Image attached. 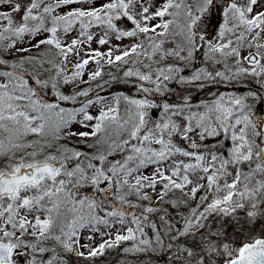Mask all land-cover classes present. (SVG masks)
<instances>
[{
	"label": "snow or ice",
	"instance_id": "1",
	"mask_svg": "<svg viewBox=\"0 0 264 264\" xmlns=\"http://www.w3.org/2000/svg\"><path fill=\"white\" fill-rule=\"evenodd\" d=\"M217 2L196 0L193 8L187 0H164L159 7L153 0H102L99 4L97 0H0V5L8 9L0 10V66L6 69L0 70V264H67V256H101L125 241L133 242L124 249L126 254L156 252L162 240L159 228L149 217L158 210L148 206L139 215L129 213L126 208L139 207L129 198L151 203L146 191L151 189L159 201H164L169 192H184L186 188L185 196L192 199L201 189L203 195L197 208L183 218V227L177 229L173 239L200 233L201 243L195 251L177 246L170 260L179 264H264V238L254 236L233 246L223 223L227 218L229 223L239 225L240 212L248 224L264 219V143L256 140H264V132L257 130L264 121L257 122L245 98L220 96L197 112L185 111L189 107L187 99L177 105L164 103L162 119L151 127L148 110L159 105L147 98L115 97L98 116L87 111L92 100L71 111L59 103L88 95V90L64 95L59 87L61 82L70 84L81 78L90 60L97 63V70L89 79L101 76L97 58L113 64L128 63V58L135 57L146 71L129 69L124 76L139 80L137 87L145 94L163 93L162 83L178 77L181 68L178 63L162 62L168 58L191 62L198 42L205 40L196 28ZM257 5L258 0H224L223 23L215 41H207L208 60L216 62L219 54L232 58L234 67L225 63V71L214 74L200 69L191 80L179 77L180 81L251 76L264 88V11L254 12ZM64 8L68 10L61 13ZM124 22L131 27H121ZM93 28L102 30L100 45L107 44L113 35L117 40L137 39L114 57L111 49L104 54L86 53L88 58L75 65L73 74L65 75L69 55H79L80 47L91 43ZM73 30L78 31L77 37L66 43L63 37ZM38 35L45 38L32 48L47 46V52L16 61L4 58L3 54L13 50L30 53L31 48L17 44ZM168 43L174 46L166 48ZM244 47L256 51L242 56ZM245 63L248 67L242 66ZM226 71L232 75H226ZM144 82L155 88H145ZM49 88L55 94V103L43 99ZM121 99L127 104L124 117L120 116ZM81 115L80 123L91 127V132L69 135L83 138L103 132L107 136L115 129V136L121 132L127 136L104 141L107 148L94 153L59 144L63 130ZM93 120V125L85 123ZM221 134L231 137L227 158L217 152L199 151L206 147L203 141ZM28 136L38 140L29 142ZM116 151L126 152L122 160L109 159ZM149 165L155 166L154 171L144 175L142 169ZM157 185L161 186L159 192L155 191ZM85 188H90L91 194H81ZM201 206L203 211L199 210ZM209 217L219 218V229L210 228ZM146 222L155 230V245L145 232ZM117 225L120 227L112 238L111 229ZM171 228L169 225V231ZM84 231L89 233L88 240L97 233L110 238L93 247L81 243ZM172 247L167 246L169 251Z\"/></svg>",
	"mask_w": 264,
	"mask_h": 264
},
{
	"label": "rangeland",
	"instance_id": "2",
	"mask_svg": "<svg viewBox=\"0 0 264 264\" xmlns=\"http://www.w3.org/2000/svg\"><path fill=\"white\" fill-rule=\"evenodd\" d=\"M26 2V0H25ZM102 2V0H97V4ZM164 0H153V4L156 7H159L160 4H162ZM188 3L192 4L193 8L195 7L196 0H187ZM224 0H218L217 6L214 8H211L210 11L205 14L201 22H199L198 27L196 28V31L200 34H202L205 37L204 41L198 42V50L194 53V56L191 60V62L187 61H179L177 62L175 58H168L167 60L163 61V64H173L178 63L179 67L181 68V71L179 73L178 77L173 78L170 81H166L162 83V88L164 89L163 93L155 92L153 91L150 95L145 94L142 92V95L139 97H132L127 95H119L116 92L110 90L108 87L109 85L114 81H131L135 82L137 85L141 84L139 80H137L135 77L132 78H126L124 76V73L128 71L129 69H139L141 71H146L143 68V65L141 63L135 62V57L128 58V63H113L109 64L107 63L106 59L97 58L100 63V70L103 69L101 72V76L97 77L95 80H90L89 76L92 72L97 70V63L95 61L90 60V62L85 66L83 70V75L81 78H78L76 81L70 84H63L61 82L59 91L64 95H74L77 92L88 90L87 96H77L76 100L69 101V102H63L60 101V106L65 108L66 110H75L81 107L84 103H86L88 100H92L93 103L88 107L87 111L92 116H98L102 107H107L108 105L112 104L114 102L115 97H130L135 99H144L147 98L151 100L153 103L159 105L158 107L151 108L148 110V116L147 119L149 121L148 126L151 127L154 123L157 121H160L163 117V108L162 105L164 103H168L170 105H177L181 104L184 99H187L189 102V107L185 109V111H203V106L206 104H211L214 100L218 99L220 96L225 97H243L245 98V103L247 105L251 106V111L253 113V116L257 118V122L260 123L261 121H264V88L260 87V84L256 81L254 77L251 76H240V77H233L231 80H223L220 78H217L216 80H211L208 78H204L200 81H193L190 83L187 82H181L179 77H184L186 80H191V77L194 75V73L197 70L203 69L206 72L209 73H215L217 71H225V63L230 67H234V61L232 58H224L221 57L219 54H216V62L208 60L206 53L208 51L207 47V41H215L218 30L223 23V16L221 13V9L223 7ZM69 7H79V5H71ZM87 7V5H85ZM0 10H8L7 6L0 5ZM68 8L60 9L59 11L63 13L64 11H67ZM255 11H264V0H258V5L255 7ZM17 19L19 17L17 16ZM165 19H171V17H165ZM157 21H152V23H156ZM121 27L123 28H130L131 25L127 22H124L121 24ZM91 31L94 34V39L91 41L90 44L86 43L80 47V53L79 55L76 54H70L68 57V60L66 61L65 65V75L71 76L73 72L76 70L75 65L79 62H81L83 59L88 58L85 54L86 53H92L94 51H99L100 53L104 54L109 51V49L112 50L113 57L116 55H120L127 47H129L132 43L136 41L137 38H123L121 40H117L115 36H111L109 38V42L105 45H100L98 43V40L100 36L102 35V30L98 28H93ZM46 35V34H45ZM45 35H38L34 38H25L24 43L17 44V47H24V48H32V45L35 44L38 40L44 39ZM78 35L77 30H73L69 35L63 37L64 41L66 43H71V40L76 38ZM179 39V38H177ZM174 45L172 43H168L165 45L166 48H171ZM41 49V48H40ZM55 51V49H53ZM41 52V50H39ZM43 51L47 52V49H43ZM255 52L256 49L252 48L249 49L247 47H244L241 49V55L247 56L249 52ZM264 51V50H262ZM32 54V56H38L35 55V53H16L14 50L11 52V54H3L4 58L9 61H16L20 57H27L25 54ZM141 60H145L144 57H140ZM59 62V61H57ZM147 63H151V61H145ZM261 63H264V60H261ZM242 66L248 67V65L245 63ZM155 67V65H154ZM1 70V69H0ZM226 75L231 76V71H226ZM264 79V77H262ZM143 86L148 89H154L155 85L151 83L144 82ZM255 93V95H253ZM198 95V96H197ZM43 99L46 100L49 103H55L56 98L55 94L52 91L51 88L47 89L45 91V94L43 96ZM127 107L126 101L121 99L119 104V110H120V116H125V109ZM156 113V114H155ZM83 119L82 115L77 116L76 120L73 121L67 128H65L62 132V135L64 137L65 134H69L71 132H91V127H84L83 124L80 123V121ZM88 125H93L96 123L95 120L93 121H87L85 122ZM258 131L264 132V123H260V126L257 129ZM98 135V134H97ZM127 133L121 132V135L119 137L114 135V131L110 132L108 136H106V141H110V138L114 139H122L126 138ZM63 137V136H62ZM80 137V136H79ZM93 137H83L84 140H82L79 144H76L75 142H67L65 139L61 138L58 143L61 145H64L70 149H74L81 152H86V150L89 147V145H95L96 141ZM81 138V137H80ZM88 138V139H87ZM27 141H36L37 137L35 136H28ZM91 140V141H90ZM178 140V138H177ZM256 140L258 143H264V140L260 137H256ZM136 143L135 141H133ZM180 146L187 148L188 145L183 141H178ZM197 142L199 143V140L197 138ZM229 143V146L226 147L225 150L220 148L223 144L227 145ZM203 144L206 145V147H201L199 151L201 152H217L221 155L222 158H227L232 149V141L230 135L225 136L221 134L217 137L208 138L207 140L203 141ZM158 147V146H157ZM28 151H31V149H28ZM49 151H54V149H50ZM96 152V151H95ZM123 157L126 155V152L124 151H116L113 156H110L109 159L116 160L119 155H122ZM154 165H149L142 169V173L144 175H152L154 171ZM191 185H189V188ZM161 190V186L157 185L156 192H159ZM90 188H85L81 190V194L89 193L91 194ZM148 191L149 195L151 196V203L148 201H141L137 200L134 196L130 197L134 204L139 205L137 208H126L125 210L129 213H135L137 215L140 214L142 209L144 207H154L158 211L151 214L149 217V220L151 223H155L157 227L160 230L162 245L157 249L156 252H148V253H137V254H131V253H125V248H130L132 246V241H125L120 243L118 247L106 249L104 255L84 259L81 257H77L75 255L67 256V264H99L98 258H101L103 256L107 257L108 250L112 251V255H118L120 260L117 262L118 264L127 263L131 260V258H135L136 264H143L145 259L150 258L151 256H154V261L156 264H179V262H172L169 257L172 255L173 252L176 251L177 245L175 244L180 238L183 236H176L175 239H173V236H175L177 229H182L183 227V218L185 216H188L191 211L195 208H197V205L199 203L200 197L203 195V189H201L196 194V198L192 199L190 196H185L184 193L188 192V188L184 190V192H181L179 190H174L172 192H169L168 195L165 197L164 201H159L158 197L156 196L155 192H153L151 189H146ZM208 199H212L211 193L208 195ZM173 202H175L176 206H173ZM200 211H203V206L200 207ZM241 218V223L239 225L233 223H229L228 219L225 218L223 223L226 227L227 235L231 237H236L235 242H233V246H240V244L246 240H249L254 236H259L264 238V219L258 218L257 221L254 224H248L244 220V213H239ZM161 216H164L165 219H161ZM131 217L129 216V219ZM210 218V217H209ZM221 224V221L219 218L214 217V221H211L209 223L210 228L212 230L218 229V225ZM169 225L172 226L171 231H169ZM120 226L117 225L116 228H112L111 232L114 234ZM145 232L147 233V237L152 239L153 244L155 245V230L152 229L149 226V223H145L144 225ZM207 231V230H206ZM89 233L87 231H84L81 235V243L83 244H90L93 247L97 246L99 243L103 242L105 239H109L110 237L104 236L101 237L99 233L95 234L93 240H88L87 236ZM171 244L173 247L169 251L167 246ZM81 251H87L86 249H81ZM110 254V255H111ZM108 258V257H107ZM111 258V256L109 257ZM124 258V262L123 261ZM165 259H168V262H165ZM101 264V263H100ZM103 264H116L115 260H107ZM130 264V263H129ZM145 264V263H144Z\"/></svg>",
	"mask_w": 264,
	"mask_h": 264
},
{
	"label": "trees",
	"instance_id": "3",
	"mask_svg": "<svg viewBox=\"0 0 264 264\" xmlns=\"http://www.w3.org/2000/svg\"><path fill=\"white\" fill-rule=\"evenodd\" d=\"M43 49H47L48 50L47 46H43L42 45L41 46V49L34 48V49L31 50V52L32 53H35V55H40L41 52L39 50L43 51ZM51 51L53 53L55 52L53 49ZM25 55L26 56H29V55H32V54H29L28 55L26 53ZM0 69L1 70H6V69L3 68V66H0ZM100 71L102 72L103 69L100 70ZM137 86L138 85L135 82L119 80V81L112 82L109 85L108 88L110 90L116 92L119 95H127V96H132V97H139V96L142 95V92L139 91V88ZM113 131L115 132V129H113ZM65 135H66L65 137H64V135H62L63 136L62 138L65 139L67 142H71V140H72V143L75 142L76 144H79L82 140H84L82 137L80 138L79 136H72V135H69L67 133ZM94 139H95L96 143H95L94 147H90V148H88L86 150L87 153H94L97 150L103 151V150H105L107 148V144L104 143V141H106L107 138H106V135L103 132L102 133H99L97 136H95ZM37 140H38V138H37ZM132 143H134V142H132ZM228 146H229V143L227 145L223 144L220 148H222L223 150H225L226 147H228ZM117 157L118 158L116 160H122L123 159V154L122 155H119ZM211 221H214V217H210L209 218V223ZM218 227L220 228V225H218ZM216 230H217V228H216ZM202 231H205L206 232V230H202ZM230 239L235 242L236 237H231ZM200 243H201L200 233H196L195 235L183 236L175 244L177 246H183V247H186V248H191V249H193L195 251V250H198V247H199ZM111 253H112V251H109L108 250V255H107L108 258L105 257V256H103L101 258H98V261H100L98 263L99 264L100 263L103 264L108 259L109 260L113 259V260H115V263L118 264L117 262H119V260H120L119 256L118 255H114L113 256ZM110 256H111V258H109ZM135 260H136L135 258H131V260L129 262H127V263L125 262L123 264H129V263L130 264H136ZM124 261L125 260L123 258V261L122 262H124ZM168 261H169L168 259H165V262H168ZM171 261L172 262H176L175 260H171ZM144 263L145 264H156L155 261H154V256H151L148 259L146 258L145 261H144Z\"/></svg>",
	"mask_w": 264,
	"mask_h": 264
},
{
	"label": "water",
	"instance_id": "4",
	"mask_svg": "<svg viewBox=\"0 0 264 264\" xmlns=\"http://www.w3.org/2000/svg\"><path fill=\"white\" fill-rule=\"evenodd\" d=\"M156 114V113H155Z\"/></svg>",
	"mask_w": 264,
	"mask_h": 264
}]
</instances>
